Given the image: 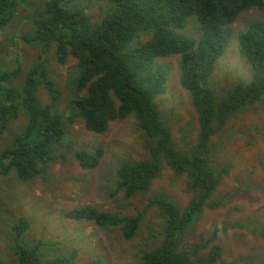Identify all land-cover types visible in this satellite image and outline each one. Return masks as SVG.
<instances>
[{
	"label": "trees",
	"instance_id": "obj_1",
	"mask_svg": "<svg viewBox=\"0 0 264 264\" xmlns=\"http://www.w3.org/2000/svg\"><path fill=\"white\" fill-rule=\"evenodd\" d=\"M107 2L111 11L94 22L75 0H45L35 6L30 0H0L1 38L10 33L12 22L23 7L31 9L26 19L32 25L30 31L19 33L18 45L24 46L23 50L8 63L0 64V136L7 134L5 145L0 147V179L10 172L26 183L45 179L49 164L59 156L65 158L59 154L63 144L68 142L67 148L78 146L69 134L76 124L83 122L87 130L104 134L110 123H123L132 116L143 135L147 158L116 167L111 199L119 203L146 196L167 166L177 178L186 176L192 200L182 209L170 195L160 192L135 215L129 216L123 209L111 213L95 207H77L64 212V217L106 229L121 228L123 238L130 240L137 235L145 215L157 208L163 223L146 231L152 242L159 240L160 244L150 250L149 243H145L147 251L139 257V264H226L220 236L235 240L228 251L246 252L257 264H263L264 251L249 252L247 242L242 236L235 237L234 230L255 229L263 235L264 227L257 221L231 223V210L225 220L214 222L210 243L202 239L192 249L180 248V244L191 236L194 224L208 218L211 211L225 209L237 197L227 195L214 202L218 188L234 168L231 163H215V159L240 133L231 129L233 118L258 103L264 105V20L252 22L239 36L241 53L252 70L250 83L240 79L217 95L210 82L217 63L230 46L238 18L252 8L264 10V0ZM192 19L200 28L199 38L182 32ZM26 48H35L36 55L29 59ZM70 54L76 63L68 82L61 83L58 79L62 76L55 66L64 65ZM51 55L57 64L49 61ZM178 56L180 83L190 93L199 120L197 141L187 145V149L175 141L157 103L166 91L170 72L158 61ZM107 78L115 95H108V91L92 94ZM64 86L68 106H73L68 111H64ZM43 93L52 104H42ZM55 105L63 113L59 114ZM215 138H221V143L214 144ZM102 156L100 147H95L93 153L75 151L76 160L85 170L96 169ZM106 190L110 188L107 186ZM121 194L124 198L119 200ZM218 211L215 216H220ZM31 226L24 217L11 222L0 214V264H8L7 253L13 258L18 256L19 264H78V252L73 250L67 256L59 249V242L42 239L29 248L20 243L12 247L10 240L20 241ZM56 247L58 254L51 260L48 250ZM208 248L210 255H203ZM102 262L96 259L87 264Z\"/></svg>",
	"mask_w": 264,
	"mask_h": 264
},
{
	"label": "rangeland",
	"instance_id": "obj_2",
	"mask_svg": "<svg viewBox=\"0 0 264 264\" xmlns=\"http://www.w3.org/2000/svg\"><path fill=\"white\" fill-rule=\"evenodd\" d=\"M30 2L35 6L36 3L43 4L45 0H30ZM75 2L92 17L94 22H99L111 11L107 0H75ZM30 13V8L19 9L17 18L12 22L10 33L7 34L8 38L6 35L2 38L0 36V64L8 63L16 52L23 50L24 46L20 48L18 45L19 33L32 29L31 23L26 19ZM258 20H264V10L257 8L245 11L238 18L230 46L217 63L211 78L210 84L217 95L224 93L225 89H230L240 79L250 83L252 70L241 53L239 36L252 22ZM182 32L190 37L201 36L198 23L193 19ZM36 53L35 48H26L28 58L35 56ZM179 60L180 56L166 57L158 61L168 66L170 72L166 91L157 99V103L163 118L173 132L175 141L180 147L184 146V149H187V145H194L197 141L199 120L192 106L190 93L180 83ZM49 61L56 63L54 55L50 56ZM27 63H29L28 60ZM75 63L76 59L69 56L64 65L57 63V66L54 65L58 68V74L62 76L61 83L68 78ZM67 96L64 92V97L67 98ZM21 117L24 120L25 115ZM233 121L231 129L240 133L233 141L228 142L223 153L215 159V163H231L234 168L218 188L220 194H216L214 202L220 201L221 197L224 198L227 195L235 194L237 197L229 202L225 209L211 211L208 213V218L194 224L191 236L181 242L180 248L192 249L195 243L202 240V235H210L215 227L214 222L219 223L227 218L225 214L230 210L232 212L228 219L231 223L236 220L251 223L264 218V105L256 104L233 118ZM189 122L190 125H188ZM13 126H16V122ZM70 136L78 143V146L67 148L68 142L63 144L59 154L65 155V158L62 159L59 156L55 162L49 164L48 178L26 183L15 173L10 172L9 176L0 179L2 204L0 214L6 218V221L11 222L24 217L32 225L20 241L11 239V246L15 247L20 243L29 248L43 239L45 242H59V249L67 256L76 250L78 264H87L96 259L103 261V264H139V257L147 248L145 243H149L151 248H156L160 244L159 240L152 242L146 231V228L151 229L163 223L162 214L157 208H152L145 215L140 230L130 240L123 238L121 228L106 229L94 224H83L78 220L65 218L64 212L77 207H95L101 212L113 213L123 209L129 213V216L135 215L145 207L152 196L160 192L170 195L179 207L184 209L192 200V194L188 193L186 176L177 178L166 166L161 176L153 182L149 194L118 203L109 196L114 186L111 180L117 178L116 167L123 162H137L147 158L143 135L138 131L135 120L130 117L123 123L112 122L109 130L100 135L88 132L81 123H78L70 131ZM4 137L0 136L1 148L5 145ZM213 143H221V138H215ZM95 147L103 150L101 163L96 169L85 170L79 166L75 151L85 150L93 153ZM107 186L110 190H106ZM123 198L124 195L121 194L118 199ZM119 204L122 206H118ZM217 211L220 216L217 214L215 216ZM241 229L239 227L235 229L234 236L237 238L242 236L246 241L244 234H250L248 231L244 232V228ZM260 241L259 232L253 229L247 248L251 252L259 250L257 246ZM234 242L233 238L223 236L221 244L224 251ZM57 249L56 247L48 250L51 260L57 256ZM6 258L9 261L8 264H19L18 256L13 258L7 253ZM229 262L230 259L225 260L226 264Z\"/></svg>",
	"mask_w": 264,
	"mask_h": 264
},
{
	"label": "clouds",
	"instance_id": "obj_3",
	"mask_svg": "<svg viewBox=\"0 0 264 264\" xmlns=\"http://www.w3.org/2000/svg\"><path fill=\"white\" fill-rule=\"evenodd\" d=\"M69 56H72L71 54L69 55ZM68 56V57H69ZM73 57V56H72ZM74 58V57H73ZM75 59V58H74ZM161 61H163V60H161ZM250 66V65H249ZM58 73V72H57ZM60 75V74H59ZM60 82H61V79H58ZM68 80H69V77L68 78H66L65 79V82L64 83H66V82H68ZM81 80L79 79V82H80ZM112 83L110 82V79L109 78H107L104 82H102L99 86H97V88H95L94 90H93V92H92V94L95 92V91H97L96 93H95V95H97V94H101V93H103V92H105V91H108L107 93H108V95H115V93L112 91V89H111V87H112ZM63 90V89H62ZM187 91V90H186ZM65 92V90H63V93ZM87 92V90H85L83 93H81V96H83L85 93ZM64 98V102H65V108H64V111H68V110H72L73 109V106H68V103H67V101H68V99L67 98H65V97H63ZM75 98V97H74ZM41 101H42V104H44V105H49V104H52V101L50 100V98L48 97V95L46 94V93H43L42 94V96H41ZM56 106V108H57V110H58V113L59 114H61V113H63V110L59 107V106H57V105H55ZM69 108V109H68ZM196 111V110H195ZM197 113V112H196ZM132 117V116H131ZM133 119H134V117H132ZM135 120V119H134ZM118 122L116 121V124H117ZM77 125V124H76ZM81 125H82V127L85 129V130H87L86 128H85V126H84V124H83V122L81 123ZM72 130V129H71ZM88 132H91V131H89V130H87ZM93 133V132H92ZM70 134V133H69ZM96 134V133H95ZM100 135V134H99ZM80 166V165H79ZM81 167V166H80ZM48 176H49V172H48ZM48 176H47V178H48ZM46 179V178H45ZM36 180H43V179H41V178H38V179H36ZM36 180H33V182L34 181H36ZM215 198V197H214ZM257 222L260 224V226H263L264 227V218H262V219H258L257 220ZM242 224H245V223H243V222H241ZM241 229V228H240ZM213 230H214V228H213ZM213 230L211 231V233H210V235H208V236H206V235H202L201 236V238L202 239H204V241L205 242H208V243H210V239L212 238L211 237V234H212V232H213ZM241 231H242V229H241ZM244 232L245 231H248L249 232V234L250 235H247V234H244V236H245V238H246V242H248L249 241V239L251 238V234H252V232L251 231H249V230H247V229H245L244 228V230H243ZM263 236H264V234L263 235H260V237H261V241H260V244L257 246V248L259 249V250H261V251H264V239H263ZM222 241V236H220V238H219V242H221ZM221 244V243H220ZM221 247H222V250H223V254H224V257H225V259H230V262H229V264H253V262H255L254 260H252V259H250L249 257H248V255H247V253L246 252H239L238 250H236V249H231L232 251L230 252V251H228V249H226L225 251H224V248H223V246H222V244H221ZM246 248H247V243H246ZM151 249H154V248H151L150 247V250ZM209 249L210 248H208V249H206V251H204V252H202V254L203 255H210V253H209ZM247 250L249 251V252H251L248 248H247ZM147 251V250H146ZM145 251V252H146ZM144 253V252H143ZM251 253H254V252H251ZM142 256V255H141ZM217 264H219V263H217Z\"/></svg>",
	"mask_w": 264,
	"mask_h": 264
},
{
	"label": "bare ground",
	"instance_id": "obj_4",
	"mask_svg": "<svg viewBox=\"0 0 264 264\" xmlns=\"http://www.w3.org/2000/svg\"><path fill=\"white\" fill-rule=\"evenodd\" d=\"M169 78V77H168ZM167 84V83H166ZM165 88H166V85H165Z\"/></svg>",
	"mask_w": 264,
	"mask_h": 264
}]
</instances>
